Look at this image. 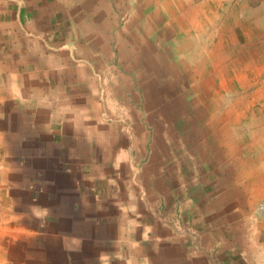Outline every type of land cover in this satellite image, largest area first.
Here are the masks:
<instances>
[{
    "label": "crops",
    "instance_id": "crops-1",
    "mask_svg": "<svg viewBox=\"0 0 264 264\" xmlns=\"http://www.w3.org/2000/svg\"><path fill=\"white\" fill-rule=\"evenodd\" d=\"M225 2L0 0V207H15L29 186L10 175L29 181L26 162L61 158L63 140L78 159L68 173L80 196V173L131 175L134 197L117 194L111 212L97 211L106 234L86 231L118 247L101 264H264L263 109L245 101L236 44L220 36L215 9ZM60 176L39 180L54 189L55 211ZM51 201L44 194L39 205ZM71 206L73 219L82 212ZM12 218L0 214L10 224L0 225V264L61 254L57 226L25 234L35 246L22 247L26 230Z\"/></svg>",
    "mask_w": 264,
    "mask_h": 264
},
{
    "label": "rangeland",
    "instance_id": "rangeland-1",
    "mask_svg": "<svg viewBox=\"0 0 264 264\" xmlns=\"http://www.w3.org/2000/svg\"><path fill=\"white\" fill-rule=\"evenodd\" d=\"M215 11L222 21L220 36L224 40H232L236 44H232V48H234L232 49L234 52L232 60L234 70H236L240 81V91H243V88L248 89L247 91L250 93L246 95L245 101L254 103L255 108L263 109L260 114L264 117V0H226L224 6L216 8ZM240 98H242L241 95ZM59 129L61 130V127ZM55 143L61 146V158L53 157L42 160V165H40L41 163L38 164V159H29L26 164H29L31 170L35 171V173L27 175L30 177L29 181L22 173L10 175L16 185L23 186L29 183V186L27 185L25 189L16 190L15 197L18 204L15 207L8 205L0 207V214L16 215V218H12L11 223L14 222L13 224L17 228L26 230L25 233L20 234L21 236H16L18 245L22 247L33 248L35 246L34 239L25 238V234L34 231H46L47 234L54 233L55 226L62 230L63 251L61 254L57 252V257L52 255L47 258L46 264H101V261H114V256L118 255V247L115 244L104 243V239L101 238L90 239L86 237V231L94 229L99 232V229H102L100 233L106 234L104 230L106 224L96 218L97 211L107 204V210L111 212L115 201L114 196L117 194H120L121 197H134V191L128 185L131 183V175L126 168L122 169L120 175L117 173H93L92 170L80 173L75 178L87 186L85 191L82 190L83 194L80 196L76 193L77 191H71L70 186L73 178L68 173L69 166H72V162L78 159L71 157L68 147L63 145V140H56ZM19 160L22 161V159H15L16 164ZM45 161L48 167L50 166L53 171L57 172L56 175L37 173L39 169H45ZM54 176H60L64 186L62 204L56 211L54 189L47 186L44 193L40 182L44 178L54 179ZM119 183L123 188L118 185ZM97 192L105 194L102 197V205ZM44 194L48 199H52L47 207L39 205ZM73 202L80 205L79 208L83 215L80 213L72 219L71 205ZM87 210L90 211V214L87 213ZM87 216L90 218L87 219ZM93 216L95 217L94 220L92 219ZM43 219H47V221L44 222ZM0 225L4 230L6 226H10L9 223L5 222ZM45 239L47 246L54 247L56 244L58 247L60 242L59 238L55 240L54 237L47 236ZM79 249H82L81 253L73 252ZM106 254L111 256L109 260L103 258V255ZM31 260L33 261V256Z\"/></svg>",
    "mask_w": 264,
    "mask_h": 264
}]
</instances>
